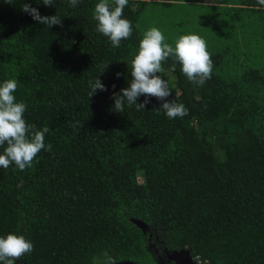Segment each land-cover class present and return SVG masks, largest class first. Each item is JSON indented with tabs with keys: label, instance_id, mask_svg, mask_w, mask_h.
Segmentation results:
<instances>
[{
	"label": "trees",
	"instance_id": "1",
	"mask_svg": "<svg viewBox=\"0 0 264 264\" xmlns=\"http://www.w3.org/2000/svg\"><path fill=\"white\" fill-rule=\"evenodd\" d=\"M170 1L128 0L122 18L133 32L114 47L96 31L100 0L90 10L82 0L77 7L68 0L52 6L0 0V84L16 80L13 94L26 105V123L36 131L49 128L31 167H0V237L23 235L34 246L16 264H109V257L173 264L165 251L179 249L206 264H264L260 68L228 74L219 52L208 51L212 75L199 86L179 62L171 70L168 58L163 72L175 78L188 115L169 119L156 97L139 111L127 103L123 113L113 111V93L133 79L142 12L151 2ZM216 1L235 6L237 26L226 19L229 33L240 29L254 48L261 43L257 52L264 59V6ZM107 2L114 10L115 0ZM24 3L42 16L58 15L62 26L33 20ZM98 77L107 91L90 97L88 82ZM137 170L144 174L140 188L131 178Z\"/></svg>",
	"mask_w": 264,
	"mask_h": 264
},
{
	"label": "clouds",
	"instance_id": "2",
	"mask_svg": "<svg viewBox=\"0 0 264 264\" xmlns=\"http://www.w3.org/2000/svg\"><path fill=\"white\" fill-rule=\"evenodd\" d=\"M12 3L11 0H5ZM39 2V0H38ZM80 0H68L69 7H77ZM258 5L264 6V0H257ZM46 6H52L53 0H43ZM128 0H115L114 10H110L107 0H100L95 5L93 18L97 21L96 31L108 37L114 47L120 45L121 40L132 35V22L123 17V11ZM22 10L29 14L33 20L51 28L54 25L62 26V19L58 15L42 16L37 8L29 3H24ZM163 33L152 27L143 34L139 44V51L131 61V77L129 86L114 92L113 111L123 113L125 103L128 106L136 105V110L145 109L151 97L163 101L158 108L162 110L169 119L183 118L188 115V109L174 99L168 101L172 95L168 82L162 79L158 73L164 71L162 62L171 58L174 62L171 70L175 71L176 63L181 64V72L187 80L203 86L211 78L213 62L207 51L206 42L197 34L181 35L175 46L164 42ZM106 68L108 65L105 66ZM119 78L121 73L116 74ZM92 97L97 90L107 91V87L96 78L88 82ZM115 88V85L112 86ZM17 89L16 80H6L0 84V146L4 147L0 154V167L8 168L11 164L19 170L31 167L37 154L45 149V134L49 132L48 127L40 131L35 130V125H29L24 119L26 105L17 102L14 92ZM144 96L143 103H137L140 96ZM47 151L52 150V145H47ZM31 241L23 235L9 233L6 237H0V262L3 264H16L26 253L33 251ZM109 264H116L114 258L109 257Z\"/></svg>",
	"mask_w": 264,
	"mask_h": 264
},
{
	"label": "rangeland",
	"instance_id": "3",
	"mask_svg": "<svg viewBox=\"0 0 264 264\" xmlns=\"http://www.w3.org/2000/svg\"><path fill=\"white\" fill-rule=\"evenodd\" d=\"M82 2L85 9H91L93 0H82ZM170 2L168 5L156 4V2H151L147 5L138 23L143 34L150 28L155 27L163 33L164 42L173 47L175 46V41L181 35L197 34L206 42L207 51H213L214 55L219 52L220 57H222L221 63L228 74L231 71L239 73L242 68L248 69L253 66L259 67L261 75L264 76V59L263 56L261 57L260 52H257L261 43H258L254 48L253 43L255 41L251 39L247 43V40L243 39L240 29L229 33L232 23L226 21V19H235L234 29L237 26V15L234 5L218 3L216 0H171ZM227 26L228 28H226ZM214 36L216 37L215 39H210ZM253 61H259L260 66L254 64ZM160 76L168 82V86L172 91V95L167 100L171 101L174 99L180 104L182 99L175 83V78L164 72H161ZM131 178L135 188L143 187L144 174L142 171H134ZM155 264H158V262Z\"/></svg>",
	"mask_w": 264,
	"mask_h": 264
},
{
	"label": "water",
	"instance_id": "4",
	"mask_svg": "<svg viewBox=\"0 0 264 264\" xmlns=\"http://www.w3.org/2000/svg\"><path fill=\"white\" fill-rule=\"evenodd\" d=\"M167 259L173 261V264H206L193 259L188 249H179L173 251H165ZM116 264H138L132 260L116 261ZM161 264V263H158Z\"/></svg>",
	"mask_w": 264,
	"mask_h": 264
}]
</instances>
